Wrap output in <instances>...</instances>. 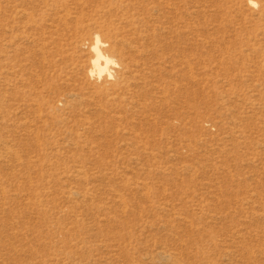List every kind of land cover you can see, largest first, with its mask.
Instances as JSON below:
<instances>
[{
  "label": "rangeland",
  "instance_id": "374dc122",
  "mask_svg": "<svg viewBox=\"0 0 264 264\" xmlns=\"http://www.w3.org/2000/svg\"><path fill=\"white\" fill-rule=\"evenodd\" d=\"M258 2L0 0V264H264Z\"/></svg>",
  "mask_w": 264,
  "mask_h": 264
},
{
  "label": "clouds",
  "instance_id": "9594fccd",
  "mask_svg": "<svg viewBox=\"0 0 264 264\" xmlns=\"http://www.w3.org/2000/svg\"><path fill=\"white\" fill-rule=\"evenodd\" d=\"M248 4L254 10H258L260 7L258 0H248ZM81 46L91 53L90 67L87 71L88 78L95 83H102L105 79L114 82L122 66L115 56L105 51L109 48V44L102 38L101 34L99 32L94 33L91 41H84Z\"/></svg>",
  "mask_w": 264,
  "mask_h": 264
},
{
  "label": "bare ground",
  "instance_id": "6f19581e",
  "mask_svg": "<svg viewBox=\"0 0 264 264\" xmlns=\"http://www.w3.org/2000/svg\"><path fill=\"white\" fill-rule=\"evenodd\" d=\"M171 257V256H170ZM171 259V258H170Z\"/></svg>",
  "mask_w": 264,
  "mask_h": 264
}]
</instances>
